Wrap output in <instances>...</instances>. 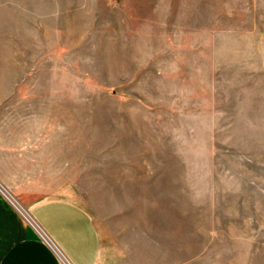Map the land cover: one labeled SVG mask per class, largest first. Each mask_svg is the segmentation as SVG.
<instances>
[{
	"label": "rangeland",
	"instance_id": "374dc122",
	"mask_svg": "<svg viewBox=\"0 0 264 264\" xmlns=\"http://www.w3.org/2000/svg\"><path fill=\"white\" fill-rule=\"evenodd\" d=\"M3 96L2 185L104 264H264V0H0Z\"/></svg>",
	"mask_w": 264,
	"mask_h": 264
},
{
	"label": "crops",
	"instance_id": "0c3cea01",
	"mask_svg": "<svg viewBox=\"0 0 264 264\" xmlns=\"http://www.w3.org/2000/svg\"><path fill=\"white\" fill-rule=\"evenodd\" d=\"M2 183L0 179V264H63L22 212L43 229L70 264H104L99 231L83 206L65 199L21 205Z\"/></svg>",
	"mask_w": 264,
	"mask_h": 264
},
{
	"label": "built area",
	"instance_id": "2783aa9c",
	"mask_svg": "<svg viewBox=\"0 0 264 264\" xmlns=\"http://www.w3.org/2000/svg\"><path fill=\"white\" fill-rule=\"evenodd\" d=\"M26 221L32 226L36 232L41 236L42 240L46 243V245L55 253V255L61 260L63 264H70L65 257L60 253L56 245L53 241L46 235L43 229L27 214L23 213Z\"/></svg>",
	"mask_w": 264,
	"mask_h": 264
}]
</instances>
